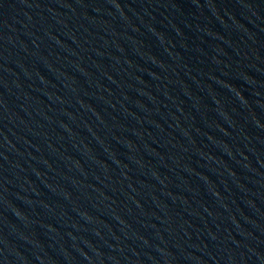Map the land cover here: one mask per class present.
<instances>
[{
	"label": "water",
	"instance_id": "1",
	"mask_svg": "<svg viewBox=\"0 0 264 264\" xmlns=\"http://www.w3.org/2000/svg\"><path fill=\"white\" fill-rule=\"evenodd\" d=\"M0 264H264V0H0Z\"/></svg>",
	"mask_w": 264,
	"mask_h": 264
}]
</instances>
